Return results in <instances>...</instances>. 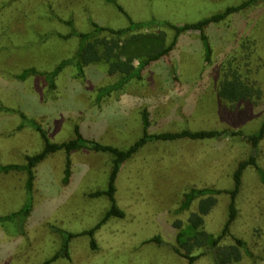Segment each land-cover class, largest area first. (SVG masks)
<instances>
[{
	"label": "rangeland",
	"instance_id": "374dc122",
	"mask_svg": "<svg viewBox=\"0 0 264 264\" xmlns=\"http://www.w3.org/2000/svg\"><path fill=\"white\" fill-rule=\"evenodd\" d=\"M245 0H0V165L22 166L44 148L41 124L51 142L81 134L102 144L126 149L143 136V111L151 133L185 128L242 130L253 134L264 121V0H259L205 29L211 58L198 31L182 33L174 49L121 89L102 95L120 81L104 62L85 67L84 74L66 65L54 85L42 75L73 58L80 40L73 31L90 32L93 22L114 29L151 22L146 30L175 32L164 22H198ZM119 6L124 11L119 9ZM107 34V33H106ZM72 35V36H71ZM105 35V34H104ZM247 81L261 88V98L231 104L218 93L228 62ZM34 68L38 73L19 76ZM22 127L20 128V126ZM250 146L236 138L175 142L152 141L122 164L116 200L125 217L109 219L95 232L98 249L85 232L95 228L110 208L106 196L112 157L82 148L71 152L72 174L64 183L66 153L50 154L35 167L32 208L27 219L0 223V264H44L61 250L60 230L73 233L69 257L49 264H188L175 251L178 230L191 210L179 211L192 187L231 189L236 163ZM259 164L264 170V140ZM24 170L0 171V216L19 211L28 201ZM230 197L205 217V229L218 236L228 218ZM239 217L232 235L243 238L248 253L234 264H264V178L254 167L244 175L237 199ZM159 236L164 242L150 241ZM234 243L232 236L222 244ZM194 264H214L203 249Z\"/></svg>",
	"mask_w": 264,
	"mask_h": 264
},
{
	"label": "trees",
	"instance_id": "16d2710c",
	"mask_svg": "<svg viewBox=\"0 0 264 264\" xmlns=\"http://www.w3.org/2000/svg\"><path fill=\"white\" fill-rule=\"evenodd\" d=\"M258 2L259 0H245L238 5L228 6L223 11L215 13L198 22L185 23L182 25L164 22V25L169 26L175 32L174 39L171 43H169L168 33L165 30L144 29L146 26L153 25L151 22H135L129 17L130 25L119 29L102 26L93 22V30L90 32L73 31L72 35H76L80 40L76 55L71 59L62 61L53 71L42 73V75L46 77L52 87L55 77L66 65H74L79 74L82 75L84 74L85 67L88 65L104 62L108 65V72L111 75L121 76L119 82L105 87L101 91L102 95L111 93L117 89H121L132 79H142L143 71L153 63L166 57L174 49L178 37L187 31H198L200 33L203 46L206 50V59L209 61L211 58V47L205 31L206 27L212 23L220 22L229 15L242 11ZM119 9L124 11L121 6H119ZM227 67L229 68L219 84L218 93L221 99L234 104L262 97V89L257 87L255 83H251L244 78L239 70V65L233 67V62L230 61ZM32 73L38 72L34 68L27 69L20 74L19 77L25 79ZM142 117L144 127L143 136L126 149H120L112 145H106L88 139L81 134L78 126L76 127L75 138L61 143L51 142L43 126L33 122L32 125L41 133L44 139L45 145L43 150L38 154L28 157L25 165H0V171H8L16 168L26 172L27 180L25 186L28 194V201L21 210L9 215L0 216V223L6 221L18 222L19 219L24 222L29 216L32 208L31 200L36 178L35 167L38 164L50 154L57 151H64L67 158L63 181L64 183H68L72 174L71 152L82 148H89L97 152L109 154L112 157L108 188L91 194L92 196L108 197L111 201L110 208L95 228L85 232L91 237V247L93 249H98L94 237L96 230L111 218L125 217V212L119 207L116 200V181L121 166L123 163L133 158L145 145L152 141L175 142L180 139L200 141L207 139L222 140L226 138H236L250 146V153L246 159L236 163L235 170L232 174V188L220 189L211 185L203 188L192 187L189 191L184 193L179 211L191 210V206L195 202H197V205L195 210H191L187 222L181 220L174 222V227L178 230V233L176 237L177 245L173 246V248L176 252L188 259V264H194L198 258L197 255H194V251L198 249H203L205 253L210 254L214 264H234L240 262L243 259L244 253L249 252L248 244L243 238L232 235L231 226L239 217L237 199L243 187L246 170L249 167H254L259 172L260 176L264 178V170L259 164L261 143L264 140V121L260 130L253 134H246L242 130H233L230 128L198 130L185 128L179 131L151 133L149 128L152 125V120L149 119L147 110L143 111ZM21 127L22 125L20 128ZM223 193L228 194L230 197L228 218L222 232L218 236H215L205 229V217L217 206L218 195ZM59 232L63 236L61 250L44 264H49L59 257H69L68 241L75 235L60 229ZM227 236H232L234 243L228 245L222 244V240ZM150 241L157 242L158 244L164 243L159 236L152 238Z\"/></svg>",
	"mask_w": 264,
	"mask_h": 264
}]
</instances>
